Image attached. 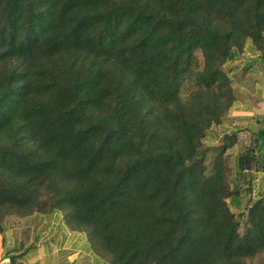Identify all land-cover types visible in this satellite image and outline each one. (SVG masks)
<instances>
[{
    "label": "trees",
    "instance_id": "trees-1",
    "mask_svg": "<svg viewBox=\"0 0 264 264\" xmlns=\"http://www.w3.org/2000/svg\"><path fill=\"white\" fill-rule=\"evenodd\" d=\"M249 44L264 0H0V232L60 211L107 264H250L264 197L235 212L236 133L206 141Z\"/></svg>",
    "mask_w": 264,
    "mask_h": 264
},
{
    "label": "crops",
    "instance_id": "crops-1",
    "mask_svg": "<svg viewBox=\"0 0 264 264\" xmlns=\"http://www.w3.org/2000/svg\"><path fill=\"white\" fill-rule=\"evenodd\" d=\"M248 46L243 56L229 64L235 101L206 137L208 143L219 144L227 134L236 133L227 153L234 171L239 169L235 182L242 186L244 203L264 197V64L254 61L264 53V44L262 52ZM260 133V160L253 162L251 168L240 164L252 142L257 151L256 138ZM88 237L85 231L72 229L63 215L55 212L12 216L6 218L0 232V264H107L93 252ZM82 252L84 256L78 257Z\"/></svg>",
    "mask_w": 264,
    "mask_h": 264
},
{
    "label": "rangeland",
    "instance_id": "rangeland-1",
    "mask_svg": "<svg viewBox=\"0 0 264 264\" xmlns=\"http://www.w3.org/2000/svg\"><path fill=\"white\" fill-rule=\"evenodd\" d=\"M244 189V188H243ZM242 201H244V199L242 198ZM252 201L253 200H251V201H246L245 200V203L243 202V204H245L244 205V207H243V209L242 210H239L240 208L238 207V205H236V204H233V209L235 210V212H239V211H246L247 210V207H248V205H250L251 203H252ZM40 212H35L34 214H39ZM52 214H54V213H52ZM55 214H57V215H63V213L62 212H60V211H57V212H55ZM10 217H12V216H10ZM10 217H7V218H10ZM245 223H246V217L243 215L242 217H241V228H240V230H241V232H244L245 231ZM80 247H77V249H79ZM84 254L85 253H80L79 255H77L78 257H81V256H84ZM90 260H93V259H91L90 258ZM249 263L250 264H264V253H262V254H259L258 256H256V257H254V258H250L249 260Z\"/></svg>",
    "mask_w": 264,
    "mask_h": 264
}]
</instances>
